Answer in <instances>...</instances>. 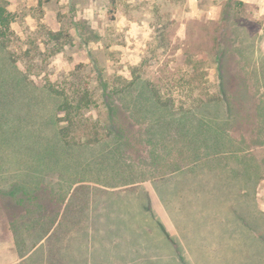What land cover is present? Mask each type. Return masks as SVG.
<instances>
[{"label": "rangeland", "instance_id": "rangeland-1", "mask_svg": "<svg viewBox=\"0 0 264 264\" xmlns=\"http://www.w3.org/2000/svg\"><path fill=\"white\" fill-rule=\"evenodd\" d=\"M0 5L13 20L0 44V219L18 226L3 230L0 264H264V136L243 144L226 131L260 166L244 177L226 135L219 146L199 138L225 105L196 106L221 94V53L233 48L231 70L264 113V4ZM63 96L91 101L72 119ZM113 103L129 144L113 139Z\"/></svg>", "mask_w": 264, "mask_h": 264}, {"label": "trees", "instance_id": "trees-1", "mask_svg": "<svg viewBox=\"0 0 264 264\" xmlns=\"http://www.w3.org/2000/svg\"><path fill=\"white\" fill-rule=\"evenodd\" d=\"M12 22L13 20L10 14L8 13L7 9L4 6L0 5V44L4 43V41L7 39L10 33ZM232 51L233 48H225V50H223L221 53V94H216L211 99L200 100L199 104L196 105L200 106L204 104V112L206 114H209L212 111V104L216 105L221 103L225 105V113L222 117H218V119L209 118L205 120L210 125L206 130L205 128L203 129V132L201 136H199V138L202 139L203 142H206L207 144L210 143L211 145L214 144L219 146L223 142V151L234 154L232 157H234L235 159L241 158L242 167L239 169L242 172V175H244V177H249L251 174H257L258 168H260V166L256 167V170L253 169V157L247 158L245 154V149H243L242 151L243 154L240 155L239 152L242 150V148H238L239 142L237 138H233L230 135H226V133H228L226 131L227 129L231 128L236 135H239L241 143L243 144L252 142L254 139L264 136V113H254L251 111V107L254 104L252 100L253 98L248 92L247 80L243 78H241L240 81L236 80V75L233 74V71L231 70V60H229L228 58L230 56L229 54H231ZM52 89L61 96L63 95L62 91L55 90V88L53 87ZM155 98L157 103L164 108L170 107L173 102V100H162V98L159 97L157 94ZM90 101L91 100L87 99L86 96V98L83 97V99H80L78 101V104L76 103L75 105H71L72 101L63 96V100L59 103L58 109L60 111H66V114L68 115H73L72 119L77 116L79 118L84 112V106L82 105H88ZM193 108L194 107H182L181 110L188 111ZM111 114L114 119V124L117 126L118 130L116 133L113 134V139L121 145L131 143L129 135L132 133V131H130V134L128 132L129 135L125 134L124 132L126 130V124L128 120L125 116H122L121 107L113 103L111 107ZM198 122L205 126V122L203 120H199ZM59 124V134L62 140L66 144H71L72 141L69 138V125L63 126L60 122ZM114 124L113 126H115ZM223 134L226 135V140L222 139V142L219 143L218 135L220 136ZM99 141V138H95L93 140L89 139L86 144L96 143ZM218 161L221 162L220 160ZM237 172L238 171L231 170V174H234L233 176L235 178H239L240 176V174H236ZM222 182L223 181H220L219 184H221Z\"/></svg>", "mask_w": 264, "mask_h": 264}, {"label": "crops", "instance_id": "crops-1", "mask_svg": "<svg viewBox=\"0 0 264 264\" xmlns=\"http://www.w3.org/2000/svg\"><path fill=\"white\" fill-rule=\"evenodd\" d=\"M250 1H253V2H256V3H259V4H264V0H250ZM16 222V221H15ZM13 223H14V221H9V222H4V220H2V219H0V248H2V246H3V241L5 240L2 236L4 235V233H3V230H7V233H8V230H10V229H12V228H15V227H18V226H12L13 225ZM50 234V233H49ZM48 234V235H49ZM34 236H31L30 237V245L32 244H34L35 242V240H34V238H33ZM45 238H47V236L45 237ZM5 242L6 243H10L11 244V240H5ZM34 246V245H33ZM33 249H35V247L33 248ZM10 259L13 261V262H17L18 261V259H19V257H13L12 258V256H10Z\"/></svg>", "mask_w": 264, "mask_h": 264}]
</instances>
